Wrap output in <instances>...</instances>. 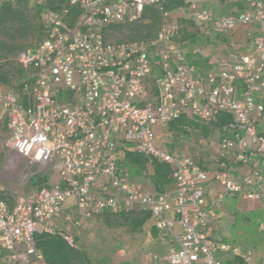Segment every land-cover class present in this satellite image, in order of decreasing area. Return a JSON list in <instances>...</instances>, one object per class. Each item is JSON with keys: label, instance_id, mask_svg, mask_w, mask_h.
I'll return each mask as SVG.
<instances>
[{"label": "built area", "instance_id": "2783aa9c", "mask_svg": "<svg viewBox=\"0 0 264 264\" xmlns=\"http://www.w3.org/2000/svg\"><path fill=\"white\" fill-rule=\"evenodd\" d=\"M51 1L56 9L41 12V39L9 59L0 55V66L9 60L23 72L19 82L0 83L7 147L55 177L14 204L0 185L2 264H48L38 235L60 236L75 248V230L84 220L130 210L149 212L154 227L172 237L168 251L151 256V264H227L229 254L251 259V250L210 234V174L199 160L168 152L156 128L181 119L209 125L230 115L215 157L216 203L236 194L264 203V0H244L246 9L222 16L201 7V0H182L180 11L196 29L187 39V24L166 10L174 0ZM17 3L0 0V8ZM151 7L161 16L152 39H108L112 26L141 23ZM248 26L256 29L251 53L230 55L226 67L203 76L189 63L191 57L210 60L212 47L224 39L233 46L235 32ZM121 149L168 164L173 190L160 194L138 186L118 163ZM229 156L249 172L235 178ZM71 207L77 216L59 229L56 222Z\"/></svg>", "mask_w": 264, "mask_h": 264}, {"label": "rangeland", "instance_id": "374dc122", "mask_svg": "<svg viewBox=\"0 0 264 264\" xmlns=\"http://www.w3.org/2000/svg\"><path fill=\"white\" fill-rule=\"evenodd\" d=\"M48 5L49 0H18L17 5L13 8L23 10L31 24L37 27L42 24L41 12ZM245 5L243 0H201L200 2L201 7L210 8L217 16L230 14L235 7L243 6L242 9H246ZM170 15L171 19H177L187 24L188 32L184 34L186 39L196 30L188 14L180 11V7L172 10ZM159 24L160 20L159 23L153 22L147 16L136 25L118 26L110 29L108 39L112 41L152 39ZM239 34L244 36V41L241 44L235 41L236 35ZM255 34L256 29L253 28L237 30L233 37L234 45L229 46L225 43L223 45L225 47H216L211 58L212 62H205L200 74L203 76L210 70L226 67L230 59L229 55L250 53L252 51L251 40ZM38 41V33L24 36L19 31L14 32L13 29H9L7 32L0 33V55L4 59H9L16 50L10 52L6 46H15L20 49V47L32 46ZM22 76L23 72L9 60L0 69V83L5 85L10 86L19 82ZM1 78H5V82ZM156 133L158 142L168 152L176 156L199 160L210 176L218 170L214 159L222 134L213 123L209 125L199 121H191L190 124L178 123L175 126L162 127ZM8 137L7 125L3 122V118H0V185L5 193L4 197L9 200L10 204H14L36 188L50 186L55 177L50 175V172L45 168L29 166L26 162L19 160L14 151L7 147ZM12 161L15 162V165L11 164ZM24 176L28 177L26 181H23ZM45 177L47 178L46 183L42 181ZM131 180L143 189L149 190V187L152 189L149 179L139 171L131 177ZM241 206L244 218L240 226H248L250 224L248 214L257 213L256 220L260 223L258 231L260 236L264 237V229H262L264 227V203L244 200ZM76 216L75 208H68L56 222L57 227L65 229L71 226L73 218ZM151 227L152 224L149 222L140 230L133 231L121 221L108 223L104 217L98 216L84 220L75 233L79 247L87 258V264H151V256L167 252L172 244V237L168 233L154 235ZM224 242L231 246L236 244L244 250H251L252 258L249 264H264V246L256 245L242 238L226 239ZM227 259L230 260L232 257L228 256Z\"/></svg>", "mask_w": 264, "mask_h": 264}, {"label": "trees", "instance_id": "16d2710c", "mask_svg": "<svg viewBox=\"0 0 264 264\" xmlns=\"http://www.w3.org/2000/svg\"><path fill=\"white\" fill-rule=\"evenodd\" d=\"M50 8L56 9L54 3L49 0ZM183 6L182 0H174L166 5L167 11L175 10L178 7ZM149 16L153 22L159 23L161 18L160 14L154 8H147L145 17ZM17 26V28H16ZM118 26H112L110 29L117 28ZM16 28V29H15ZM9 29H13L14 32H20L24 36L27 34H37L39 36V40L41 39V30L42 24H39L37 27L33 26L31 22L28 20L25 12L21 9H14L10 5H5L0 8V33L7 32ZM220 44H214V46H219ZM25 47H20L23 49ZM10 52L17 51V47H7ZM18 49V50H20ZM15 51V52H16ZM192 63V62H191ZM197 67L201 69L200 60L197 61ZM3 66H0V69ZM3 82H5V78H1ZM232 121V117L227 114H220L216 121L213 122V125L222 131L223 127L229 124ZM191 120L181 119L178 123H186L190 124ZM173 124L172 126H175ZM264 135V132H260ZM215 164L217 165L216 159H214ZM118 163L122 169L130 174V176H134L138 171L149 179L152 184V191L155 193H168L173 190L174 181L171 177L172 170L171 167L164 163L158 162L153 159L146 157L143 154L130 151L128 149H121L118 156ZM218 168V166H217ZM43 182L46 183L47 178L42 179ZM42 185V184H41ZM239 195V194H236ZM206 197V196H205ZM257 213L248 214V218H250V224L248 226H240L242 219L244 218L243 213L237 215L236 218V226L234 231H241V238L244 240H249L256 245L264 246V237L260 236V232L258 231L259 221L256 220ZM101 217L110 223L114 221H121L123 224L130 227L133 231L140 230L147 223H151V231L156 235L160 233L153 225L151 220V215L147 211L142 210H130V211H120L118 213H105ZM78 242V241H77ZM37 246L43 251L44 256L48 264H87V258L85 254L81 251L79 247V242L77 247L71 248L67 245V243L57 235H48V234H40L37 236ZM228 256H231L232 259H227ZM224 260L227 264H249L250 259H248L244 254H229L224 257Z\"/></svg>", "mask_w": 264, "mask_h": 264}, {"label": "crops", "instance_id": "0c3cea01", "mask_svg": "<svg viewBox=\"0 0 264 264\" xmlns=\"http://www.w3.org/2000/svg\"><path fill=\"white\" fill-rule=\"evenodd\" d=\"M240 7H235V8L242 9L243 6H240ZM204 8H208V7H204ZM244 28L245 29L246 28H249V29L253 28L254 29V27H252V26H248V27H244ZM243 39H244V36H242L240 34L236 35V37H235V41L238 44H241V42L244 41ZM228 42H229L228 39H224L220 43L218 48L220 46L225 47L223 45L225 43L228 44ZM216 47L217 46H213L212 50L215 51ZM235 47H239V46H235ZM243 54H246V53H243ZM197 61H199V60H195L192 57L189 58V63L196 66V67H197V65H195V63L197 64ZM200 62L202 64L201 69H203L204 63L205 62H207V63L212 62V59L200 60ZM262 100L264 101V97L262 98ZM262 123H263V125L261 124L259 126L260 132L261 131L264 132V121ZM173 124H177V122H175ZM160 128H162V127H157L156 131ZM218 149H219V145H218L217 151H218ZM256 159L260 161L261 157L257 156ZM228 162H230V164H232L234 166L233 174H234L235 178H240L242 175L249 172V168L247 166H245L241 163H235L231 156L228 157ZM213 174L211 175V179L209 180V182L207 183L206 188H205V196H206L205 197V201H206L205 208L210 212L211 216L215 219V223L209 232L213 236L221 237L223 240H226V239L236 240L238 238H241L240 236L242 234L241 231H238V232L234 231L235 226H236V218H237L238 214L243 213V211L241 209L242 208L241 204L245 199L243 198L242 194L234 195V196H227L221 204H217L216 203V196H217V193L219 192V190H221V186L214 180ZM148 189H149L148 191L153 190L150 187ZM145 190H147V189H145ZM250 190H253V188L252 187H245V189H244V191H250ZM234 245H236V244H234ZM0 264H2V261H0Z\"/></svg>", "mask_w": 264, "mask_h": 264}]
</instances>
